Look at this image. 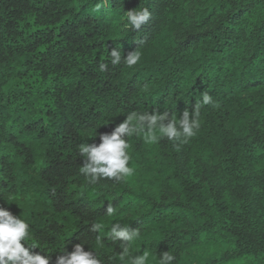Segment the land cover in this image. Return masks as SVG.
I'll return each instance as SVG.
<instances>
[{"label": "trees", "instance_id": "trees-1", "mask_svg": "<svg viewBox=\"0 0 264 264\" xmlns=\"http://www.w3.org/2000/svg\"><path fill=\"white\" fill-rule=\"evenodd\" d=\"M145 6L129 32L124 12ZM114 48L141 60L101 72ZM194 108L186 143L134 133L133 175L86 187L80 144L130 112ZM0 207L50 264L79 243L102 264L167 251L174 264H264V0H0ZM113 223L138 232L123 260Z\"/></svg>", "mask_w": 264, "mask_h": 264}, {"label": "clouds", "instance_id": "clouds-1", "mask_svg": "<svg viewBox=\"0 0 264 264\" xmlns=\"http://www.w3.org/2000/svg\"><path fill=\"white\" fill-rule=\"evenodd\" d=\"M102 4H96L95 10L99 11ZM148 7H138L124 12V27L130 31H138L151 18ZM141 60V53L137 50L130 52L125 57L121 51L112 49L108 52V62H101L99 70L105 72L112 66L125 64L132 68ZM212 103V97L207 93L202 94V104ZM198 110L192 112L184 110L178 119L170 118L165 112H130L126 118L115 125L113 131L100 135L99 144L87 142L79 145L78 154L83 157L84 163L81 172L87 180V186H94L100 181L108 179L115 182L126 180L133 175L134 169L130 167V144L128 137L134 133H144L146 142L154 144L160 139L169 141L187 142L196 135L199 129ZM114 209L111 205L107 208V214L111 215ZM102 223L92 224L93 233L101 232ZM29 223L21 216L13 215L9 210L0 207V264H50V257L34 251L37 248L29 244ZM115 242L125 245L121 259L128 253L127 244L138 235L137 231H129V227L121 223H113L107 233ZM24 241V243H22ZM97 247H102L98 240ZM65 249L63 250V252ZM177 257L168 251L160 254L159 264H174ZM147 253L131 256L130 264H147ZM55 264H102L97 255L91 251H85L83 243L74 245L73 251L57 257Z\"/></svg>", "mask_w": 264, "mask_h": 264}]
</instances>
